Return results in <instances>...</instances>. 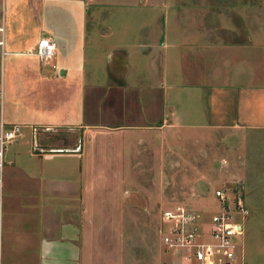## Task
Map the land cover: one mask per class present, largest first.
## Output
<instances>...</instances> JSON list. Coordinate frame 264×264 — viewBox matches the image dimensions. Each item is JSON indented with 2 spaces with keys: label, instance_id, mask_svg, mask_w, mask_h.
Instances as JSON below:
<instances>
[{
  "label": "crops",
  "instance_id": "0c3cea01",
  "mask_svg": "<svg viewBox=\"0 0 264 264\" xmlns=\"http://www.w3.org/2000/svg\"><path fill=\"white\" fill-rule=\"evenodd\" d=\"M163 3L0 0V73L6 90L0 106L13 113L0 128L17 125L30 134L22 154L2 160L0 264H94L98 250L122 243L117 232L124 217L139 210L142 158L152 179L166 180L170 145L178 135L196 142L203 131L242 133L249 141L253 133L264 134V10L253 19L247 9L246 31L233 32L230 40L202 36L190 56L182 40L170 43L164 33L143 32L122 43L111 41L105 27L99 38L108 45L100 60L83 51L91 4L156 9ZM166 20L153 18L149 24L159 21L163 30ZM40 38L55 43L48 63L31 55ZM130 61L144 65L141 74ZM2 90L0 84L1 95ZM55 131L67 136L56 137L59 146L50 147L46 140ZM245 157L247 164L254 160L247 152ZM158 167L160 173L153 172ZM192 180L196 192L212 179L194 174ZM161 191L155 200H170ZM260 202L253 218L264 219V198ZM241 239L242 256L245 231Z\"/></svg>",
  "mask_w": 264,
  "mask_h": 264
},
{
  "label": "rangeland",
  "instance_id": "374dc122",
  "mask_svg": "<svg viewBox=\"0 0 264 264\" xmlns=\"http://www.w3.org/2000/svg\"><path fill=\"white\" fill-rule=\"evenodd\" d=\"M163 1V5L156 9L123 8L112 5L95 8L91 4L92 26L91 28L87 27L88 31L86 29V34L89 35L85 39L83 51L93 59L100 60L101 52L107 49L103 46L107 44V41L99 38L101 29L105 27L112 32L111 41L119 40L122 43L135 40L140 34H144L143 32H147L146 34H149L150 37L154 36L153 31L160 36L164 33L170 43L178 42L179 44L182 40V43L187 45L186 48H188L190 56L199 50L194 46L201 45L202 36L214 34L216 35L214 38L219 36L221 43L223 42L222 38L230 40L233 32L241 34L246 31L244 22L248 16L247 9H251L253 19L256 15L260 17V12L264 10V0ZM17 11L18 9L14 12L15 15ZM47 11L49 10L46 9ZM65 12L67 10L62 12V15ZM49 14L52 15V9ZM164 16L167 20L162 30V25H158V23L162 22L161 19ZM153 18H157L159 21L156 24H149ZM252 18L250 17V19ZM252 28L254 30L256 26L253 24ZM258 31L259 29L253 31V36ZM76 33L77 36H81L82 40L84 39L79 29ZM209 43H212V40H209ZM78 50L76 54L81 52L80 47ZM130 63L131 66H136L137 70L135 71L141 70L140 66H144L139 64L140 66L137 67L139 61L137 63L130 61ZM138 73L141 74L140 71ZM2 75L0 73V84L4 91L2 90L0 101L3 103L6 90L2 86ZM8 114L13 113L8 112V109L2 111L0 106V124L7 125L11 121L8 119ZM6 129V126H3V130ZM222 132V130L217 131V135L212 136L210 132L203 131L196 142L190 141L188 138L182 141V137L179 135V139H173L174 141L170 145L172 163L166 174L168 178L166 180H160L159 177L157 180L152 179L149 176L152 172H148V168L144 167V164H148V162L141 159L139 210L133 216L124 217L122 229L120 228L117 232L122 243L117 244L116 247L113 243H109L106 249L98 250L99 254L96 259L94 258V264H167L172 258L168 253H165L160 240V231L163 229L160 220L161 212L174 205H182L195 214L199 213L206 224L210 215L218 211L214 191L221 188L241 194L244 206L248 211L242 221V228L245 231L244 251L242 245V256L240 251L232 264H264V228H262L264 219L252 217L255 215L256 209L262 205L260 199L264 198V134L253 133L254 135L250 136L249 141V138L243 139L242 133L229 132L228 135V133L222 134ZM219 133H221L220 137ZM54 134L53 137L46 140V145L57 147L59 145L53 142L58 141L55 138L59 137L62 140V135L67 136L61 131H55ZM29 135V130L20 127V136L5 145L3 159L7 154H22V151L30 145ZM225 137L229 138L231 153H228L229 148L226 142L228 139ZM245 146L246 151H244ZM214 149L217 150L213 151ZM245 152L253 157V162L248 158L247 164ZM184 164L191 165V168H182ZM159 171H161L160 167L153 169V172ZM255 173L256 176H254ZM194 174L201 179L211 177L212 180L204 182L203 189L191 192V189L195 188L192 185ZM164 182H167L166 186L162 184ZM150 183H155V185H150ZM161 189L164 190L165 196H171L170 200H155L163 193ZM2 203L4 202L0 197L1 209ZM4 211L3 208V213ZM3 213L0 210V219L3 217Z\"/></svg>",
  "mask_w": 264,
  "mask_h": 264
},
{
  "label": "built area",
  "instance_id": "2783aa9c",
  "mask_svg": "<svg viewBox=\"0 0 264 264\" xmlns=\"http://www.w3.org/2000/svg\"><path fill=\"white\" fill-rule=\"evenodd\" d=\"M54 52L55 43L40 38L31 55L39 62L48 63ZM19 136L20 127L17 125L6 130L0 128V170L5 145ZM214 198L218 211L210 215L206 224L199 213L195 214L182 205H174L161 212L163 229L160 240L165 253L172 258L167 264L233 263L240 251L242 221L248 211L238 192L221 188L214 191Z\"/></svg>",
  "mask_w": 264,
  "mask_h": 264
}]
</instances>
